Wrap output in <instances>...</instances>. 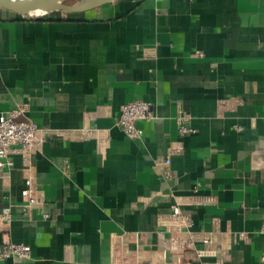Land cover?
Here are the masks:
<instances>
[{"label":"crops","instance_id":"0c3cea01","mask_svg":"<svg viewBox=\"0 0 264 264\" xmlns=\"http://www.w3.org/2000/svg\"><path fill=\"white\" fill-rule=\"evenodd\" d=\"M141 98L156 117L134 138L116 120ZM25 103L22 117L49 132L0 175V210L12 208L0 252L8 240L32 249L0 264H177L175 244L205 234V258L259 262L264 0H114L42 17L0 8V113ZM180 115L193 132L179 134ZM85 125L97 134L82 136ZM29 185L45 204L25 206ZM174 202L189 227L171 218Z\"/></svg>","mask_w":264,"mask_h":264},{"label":"built area","instance_id":"2783aa9c","mask_svg":"<svg viewBox=\"0 0 264 264\" xmlns=\"http://www.w3.org/2000/svg\"><path fill=\"white\" fill-rule=\"evenodd\" d=\"M202 54V52H199ZM27 109L26 103L19 104L11 108L8 112L0 113V175L3 179L8 180L9 172L5 170L6 166L13 164L11 155L14 152H19L23 155L26 162H29L32 153L35 150H40L43 147L44 140L47 133V129L41 127L34 120L30 118H23L22 115ZM156 117L155 110L150 101L145 99H134L126 102L122 105L120 115L116 120L119 125L129 136L134 138H141L144 135L143 127L138 125L139 120H151ZM178 129L180 135L193 132L195 129L186 123V118L183 115L178 117ZM84 137L94 136L97 134V128L94 126L85 125L80 133ZM166 162H170V158H166ZM164 173L168 174V170H164ZM30 181V179H29ZM23 194L27 200L28 206L33 204H45V198L37 196L34 193L32 186H27L23 189ZM211 200H215L212 198ZM12 208L10 205H6L0 210V219L7 222L11 219ZM46 216H50L49 212L45 213ZM171 218L178 224H184L187 227L191 223H188L189 216L182 210L181 204L174 202L172 204ZM217 218L213 219V223ZM260 232L264 234V219L262 220ZM240 236L248 238V234L241 232ZM195 240L201 241L203 246L198 247L195 244ZM212 237L205 234L198 238H193L190 242L182 240L175 244V239L171 240V244H175L179 249L177 250L176 262L177 264L183 263V257L187 247L191 246L195 250L196 263L187 262L186 264H223L220 260H209L205 258L208 255L214 254L215 250L210 249L209 245L212 242ZM31 246L26 243H17L14 241H5L2 245L0 258H6L9 256H17L20 258H28L31 255ZM144 264H152L150 262ZM257 264H264V251L261 254V258Z\"/></svg>","mask_w":264,"mask_h":264},{"label":"water","instance_id":"95a60500","mask_svg":"<svg viewBox=\"0 0 264 264\" xmlns=\"http://www.w3.org/2000/svg\"><path fill=\"white\" fill-rule=\"evenodd\" d=\"M114 0H0V8L20 15L42 17L53 12H83Z\"/></svg>","mask_w":264,"mask_h":264},{"label":"rangeland","instance_id":"374dc122","mask_svg":"<svg viewBox=\"0 0 264 264\" xmlns=\"http://www.w3.org/2000/svg\"><path fill=\"white\" fill-rule=\"evenodd\" d=\"M69 1H71V2H72V1H75V0H69Z\"/></svg>","mask_w":264,"mask_h":264}]
</instances>
